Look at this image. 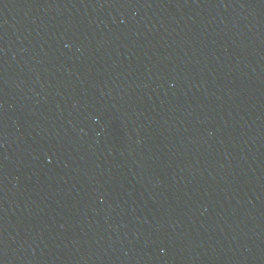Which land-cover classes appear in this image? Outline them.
Here are the masks:
<instances>
[{
    "label": "water",
    "instance_id": "1",
    "mask_svg": "<svg viewBox=\"0 0 264 264\" xmlns=\"http://www.w3.org/2000/svg\"><path fill=\"white\" fill-rule=\"evenodd\" d=\"M0 264H264V0H0Z\"/></svg>",
    "mask_w": 264,
    "mask_h": 264
}]
</instances>
